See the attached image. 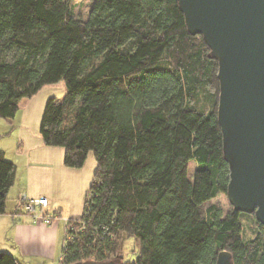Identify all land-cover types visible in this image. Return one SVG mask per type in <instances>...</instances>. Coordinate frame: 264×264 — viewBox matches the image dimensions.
I'll list each match as a JSON object with an SVG mask.
<instances>
[{
  "label": "trees",
  "instance_id": "16d2710c",
  "mask_svg": "<svg viewBox=\"0 0 264 264\" xmlns=\"http://www.w3.org/2000/svg\"><path fill=\"white\" fill-rule=\"evenodd\" d=\"M71 1L0 0V120L63 82L40 138L63 149L66 168L89 152L96 163L81 216L64 222L59 263L115 261L131 238L137 258L123 264H216L222 251L232 264H264L254 215L208 205L229 182L218 61L177 0H92L86 18ZM14 173L0 150V215ZM0 264L21 263L0 251Z\"/></svg>",
  "mask_w": 264,
  "mask_h": 264
},
{
  "label": "water",
  "instance_id": "95a60500",
  "mask_svg": "<svg viewBox=\"0 0 264 264\" xmlns=\"http://www.w3.org/2000/svg\"><path fill=\"white\" fill-rule=\"evenodd\" d=\"M177 2L188 33L201 35L218 61L217 121L228 202L264 226V0ZM216 264H232L230 254L220 252Z\"/></svg>",
  "mask_w": 264,
  "mask_h": 264
},
{
  "label": "crops",
  "instance_id": "0c3cea01",
  "mask_svg": "<svg viewBox=\"0 0 264 264\" xmlns=\"http://www.w3.org/2000/svg\"><path fill=\"white\" fill-rule=\"evenodd\" d=\"M42 103L41 99L39 102L29 100L25 105L19 104V112L22 110L19 121L14 122L16 114L11 125L3 124L0 131V136L3 137L5 134L15 135V139L9 141L14 155L6 156L5 147L0 145L5 159L15 165L14 184L9 190L5 208L7 214L0 215V241L5 246L3 250L12 251L19 257L16 259L21 264H54L57 257L60 261L58 250L62 237L59 222L54 224L60 214L58 211L49 213V206L42 210L40 215H51L50 224L34 221L33 217L25 214L22 209H18L17 215H14L22 196L52 200V191L72 188L75 185L73 177L78 173L77 169L64 166L62 148L43 144L39 135L44 108ZM12 125L15 127L11 131L9 129Z\"/></svg>",
  "mask_w": 264,
  "mask_h": 264
},
{
  "label": "rangeland",
  "instance_id": "374dc122",
  "mask_svg": "<svg viewBox=\"0 0 264 264\" xmlns=\"http://www.w3.org/2000/svg\"><path fill=\"white\" fill-rule=\"evenodd\" d=\"M72 5L74 6V11L76 14H79L81 17L86 18L88 11L90 9V5L92 3V0H72ZM65 95V87L63 82H59L57 84L53 85H48L44 88H42L40 91H38L33 97L29 99H23L20 101V106L21 104L25 105L29 100H35V102H39V100L42 99L43 107L45 106V103L47 99L49 98H54L56 100L61 101ZM34 98V99H32ZM46 98V100H45ZM34 102V101H33ZM34 107V104L32 105ZM44 109V108H43ZM30 113V112H29ZM16 117L14 122L19 121V118H21L22 115V110L19 112V110L16 113ZM9 124L4 120H0V131L2 129L3 124ZM10 127V126H9ZM15 127V125H12L9 130L12 131V129ZM7 134H5L6 136ZM0 136V145L5 147L6 151V156H11L13 154V148L11 147L10 140L15 139V135H7L6 137ZM10 147V149H9ZM12 150V152H11ZM96 168V163L95 159L93 156L92 152H89L83 165L77 169L76 172L77 175L73 177V182H75V185L72 186L70 189L66 190H58L55 189V192L52 191L54 199L48 200L49 202V207L48 211L49 213H52L53 211H58L60 214V218L56 219L54 221V224L58 223L60 224V230L62 233L61 237V244L59 246L58 254H61V248H62V240L65 235V228H64V221L69 220V219H77L81 216L82 211H83V205H84V199L86 192L90 186V183L92 181L94 172ZM195 168V165L193 162H190L188 166V179L191 180V176L193 173V170ZM11 202V201H9ZM216 205L222 213H226L231 205L228 202L227 196L226 195H219L217 196L214 200L208 203V205ZM206 205V206H208ZM59 220V221H58ZM61 222V223H60ZM4 244L0 241V251L6 252V253H12L10 250H3ZM11 254V255H12ZM13 257L19 258L17 255L13 254ZM137 258V252L136 248L134 245V241L131 238H125L122 240L120 244V253L119 257L115 262L117 264H123V263H131L134 262ZM54 264H59L58 257L56 260H54Z\"/></svg>",
  "mask_w": 264,
  "mask_h": 264
},
{
  "label": "built area",
  "instance_id": "2783aa9c",
  "mask_svg": "<svg viewBox=\"0 0 264 264\" xmlns=\"http://www.w3.org/2000/svg\"><path fill=\"white\" fill-rule=\"evenodd\" d=\"M20 204L22 206L23 212L26 214H30L33 217L34 221H41L44 224H50L52 219L51 215H40L42 210L46 209L49 206V202L45 197L29 199L25 196H22Z\"/></svg>",
  "mask_w": 264,
  "mask_h": 264
}]
</instances>
